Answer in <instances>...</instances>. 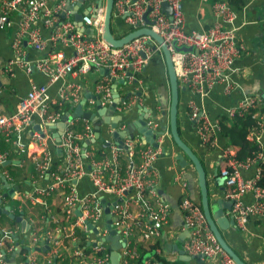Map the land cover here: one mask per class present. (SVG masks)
I'll return each mask as SVG.
<instances>
[{
  "label": "built area",
  "instance_id": "1",
  "mask_svg": "<svg viewBox=\"0 0 264 264\" xmlns=\"http://www.w3.org/2000/svg\"><path fill=\"white\" fill-rule=\"evenodd\" d=\"M79 1L81 0H3L0 3V27L9 24L11 11H18L21 18L10 40L13 56L6 62L4 69L8 74H13L18 68L29 71L21 45L22 37H26L35 50L42 52L45 50L42 30L51 26L54 31L50 39L62 47L39 55L34 59L32 67L45 75L49 83L58 81L75 68L79 72L93 67L107 68V74L96 87L100 94V104L106 107L112 101L109 88L111 78H122L128 70L133 75L137 74L147 61L150 42L148 36L141 35L120 47L106 43L100 36L103 0L100 5L90 7L82 14V29H78L76 22L67 16V7L75 6ZM162 1L169 4L170 16L162 11ZM145 11L148 24L143 19ZM212 12L218 19L214 23L205 29L187 30L184 26L182 0H114L113 5V15H121L131 30L149 26L162 36L168 45L179 83L191 94L200 97L217 88L225 95L236 90L239 84L234 76L235 63L246 47L238 39L236 27L233 26L235 8L227 0H216L212 4ZM86 26L93 30V34L83 31ZM186 46H190L191 50L180 49ZM47 85L48 83L31 82L15 110L0 113V135L5 142L15 146L24 164H31L33 179L40 182L34 185L33 193L40 197L51 194L61 196L60 215L51 216L56 225L55 231L60 236L55 243L61 239L76 243L81 233L93 235L95 239L89 240L91 248L96 253L104 252V260L107 254L98 235L108 232L103 223L104 209L110 207L111 227L124 239L122 257L137 258L141 264H159L156 253L154 257H141L136 246L142 240L159 238L172 213L170 204L161 198L155 185L157 176L154 162L166 150V131L162 130L158 116L151 115L146 120L156 146L147 143L143 135L138 133L124 136L118 142L113 138L114 127L110 129L112 136L109 138L105 137L98 142L95 139L86 145L84 140L94 134L92 125L88 119L83 118V128L80 130L77 118L69 114L59 140H56L62 148V158L56 161L48 150L47 136H52L44 125L61 119L64 114L62 105L65 102L71 101L75 105L80 97L81 86L61 85L56 99H52L47 94ZM261 102L258 94H242L234 103L225 107L221 114L228 118L249 114L254 119L247 129V139L255 143L258 149L239 158L234 146L227 141L221 143L217 137L221 115L211 118L201 104L192 98L187 100L186 114L195 123V131L201 144L207 149H220L222 163L219 174L224 177L227 196L231 201L229 212L235 225L241 230L246 229L250 217L264 214V183L259 182L261 165L264 164V150L260 144V135L264 129ZM130 106L131 101L122 100L115 105V109L123 118L122 115ZM36 116L44 125L40 123L39 127L33 129L32 120ZM125 124L123 121L121 127ZM27 127L31 129L30 140L35 143L32 150H27L26 145L21 142L20 133ZM7 155L8 151H0V163L5 161ZM251 166L255 167L254 174L244 176V170ZM1 174L3 179L0 184L6 185L11 176L6 171ZM83 178L88 179L90 191L80 190L79 181ZM181 184L186 186L183 180ZM247 191L254 195V202H244L243 195ZM178 206L188 230L182 249L194 258L187 264H207L213 259L218 264H237L217 242L198 200L184 195L179 199ZM89 223L91 227L88 226ZM92 227H97L94 234ZM53 246L48 251L50 256L55 252ZM31 252L33 251L27 252L28 262L36 264ZM75 253L85 255L80 247ZM101 260L102 257L99 256L97 261ZM0 264H5L1 252Z\"/></svg>",
  "mask_w": 264,
  "mask_h": 264
},
{
  "label": "crops",
  "instance_id": "2",
  "mask_svg": "<svg viewBox=\"0 0 264 264\" xmlns=\"http://www.w3.org/2000/svg\"><path fill=\"white\" fill-rule=\"evenodd\" d=\"M2 1L3 0H0V3ZM182 1L184 26L187 30L205 29L218 20L212 12V4L216 0ZM79 2L81 5L73 10H68L67 16L69 19L76 22L78 29H82L80 21L76 20L74 15L76 13L85 14L90 7H95L97 5V0H81ZM230 4L236 10V18L233 22V26L236 27L237 37L239 40L243 41L246 46L245 51L235 63L236 71L234 76L239 86L228 95L223 94L220 89L217 88L208 95L200 97L191 94L188 89L178 81L179 86L182 88L179 90L177 125L182 139L197 154L205 168L211 208H219L228 220L227 227L221 230L224 238L235 252L249 264H264V214L260 217H250L245 230H241L235 225V221L229 212L230 199L227 196V187L222 179L221 181L218 179V176H220L219 167L222 163L220 149H207L201 144L200 138L195 131V123L190 120L186 114L187 100L189 98L201 104L211 118H216L223 113L225 107L234 103L242 94H258L262 99L261 107L264 111V0H245L244 4L240 6L232 3ZM20 20L19 12L11 11L9 14V24L0 27V113H10L14 111L19 99L28 91L31 82L48 83L47 94L52 99H56L61 85L66 84L71 86L79 84V86H81L79 100L75 102V105L71 101L65 102L62 105L63 113L69 112L70 114L74 107L80 103L84 111H98L94 96H100V94L97 92L96 87L106 75L100 74V67H93L84 72H79L75 68L70 74L62 76L58 81L51 83H49L45 75L32 67L34 59L39 55L62 47L59 43H54L50 39L51 33L54 31V28L51 26L44 27L42 30L45 41V50L42 52L35 50L32 45L28 43L26 37H22L21 45L25 51V60L29 64V71L19 68L16 72L14 71L13 74H8L5 71L6 62L13 56L10 40ZM112 25L115 30H113ZM111 29L113 33L115 31L117 35H122L131 30L129 25L124 22L121 15H113ZM66 51L69 53L68 49ZM124 76L122 78H124ZM133 77L137 78L136 82L133 81ZM113 87V83L110 81L109 88L111 95L113 96L116 91V93L119 94V98L131 91L130 96L125 99L126 101H131V106L129 110L122 115L123 118L118 114L116 109L109 113L110 119H113L115 122V131H124L127 124L133 122V133L142 135L140 131L142 129L141 125L137 121L144 116L146 122L147 117L151 115H157L160 125L164 126V130L166 131V137L164 139L166 148L165 154H161L154 162L157 176L155 185L157 189L163 191L167 196L176 199L177 202L184 195L199 201V190L193 165L188 162L186 166L182 167L178 164L177 160L174 159V155L178 153V150L171 139L169 131L168 110L170 104V85L161 49L157 46L156 49L153 50L152 43H150L147 61L143 68L137 74L130 76L126 83L123 84L119 82L115 88ZM138 91L141 92L140 95L136 93ZM91 100H93V102H91ZM118 101L120 102V100ZM108 105H106V107ZM100 111H102V109ZM105 114L104 111L101 112L100 117L103 118ZM76 118L78 120V129L82 130L84 123L83 118L77 116ZM58 121L59 120L44 125L41 119L36 116L32 120L31 125L33 129H36L37 125L40 123L46 126L48 133L53 137L47 136V147L48 150L51 151L52 158L56 161L62 158V148L58 145L55 137V132L58 130L56 126ZM88 121L94 129L93 122L91 120ZM123 121H125L126 124L124 127H121ZM111 128H113V126L110 123L103 121L100 127L99 138L95 139L100 141L105 137L109 138L112 136L110 132ZM20 135L21 142L26 145L27 150H29V148L32 150L35 143L33 144L30 140L31 129L29 127L25 128ZM94 135L95 130L93 137ZM217 137L221 143L225 142V139H223L220 134H218ZM260 144L264 150V129L260 135ZM0 151H8L5 160H11L7 164L0 163V182L3 179L1 174L2 171L8 172L11 176V180L8 181L6 185L0 184V194L14 187L13 196L7 195L6 197H2L1 206L9 205L10 212L14 214V216H21L26 222V224L23 225L25 230L22 231L19 221H16L7 214L0 215V252L3 253L5 264H24L25 260L28 258V251L22 248L19 252H16L15 249L19 245L21 247L25 245L30 247L42 246V241L45 239L49 241V248L47 250L44 252L41 250H34L31 252V257H34L36 264H88L90 262H93L92 264H112L110 255L114 249L112 248L113 246L118 247L117 251L120 255L119 264H141L137 258H123L121 251L122 241L119 238H113V240L106 239L108 232L105 234L101 232V234L98 235L100 241H102L105 253L107 254L104 260V252L96 253L93 252L91 248L89 240L92 241L95 239L93 235H84L81 233L80 239L76 243L73 240L68 242L62 239L58 243H55V240L58 241L60 236L55 231L56 225L54 224L55 222L51 220V216L60 215L61 196L59 194H51L49 196L40 197L38 194L33 193L34 185L40 183L38 180L35 181L33 179L32 175L34 171H31L29 163H23L21 155L18 153L15 146L10 142H5L1 135ZM167 152H169V154H167ZM214 171H216V175ZM254 172L255 167L251 166L244 170L243 174L248 177L252 176ZM181 180L186 182L185 187L181 184ZM79 188L82 192L90 191L91 186L87 178H83L79 181ZM163 197L164 196H161V198ZM243 200L246 203H252L255 201V197L251 191H247L243 195ZM217 201H219V205ZM232 220L233 222L231 223L230 221ZM103 223L106 227L105 215ZM27 225H29V227ZM46 232H49V234L47 235ZM94 233L93 231V234ZM187 235V228H185L183 223L181 224L179 218L175 217L172 209L170 220L165 226L162 235L155 240L151 239L137 242V252L141 257H154L156 253L157 257L162 258L168 263L187 264L194 259L186 252L182 253V242ZM52 246L55 252L50 256L48 251ZM79 247L82 248V252L84 251L85 255L81 256L75 253V250ZM99 256L102 257L100 262L97 261ZM28 264L31 263L28 262ZM159 264H161V262H159ZM207 264H218V262L213 259L208 261Z\"/></svg>",
  "mask_w": 264,
  "mask_h": 264
},
{
  "label": "water",
  "instance_id": "3",
  "mask_svg": "<svg viewBox=\"0 0 264 264\" xmlns=\"http://www.w3.org/2000/svg\"><path fill=\"white\" fill-rule=\"evenodd\" d=\"M101 0H97V4L100 5ZM81 5L80 2H78L75 6H68L67 9L68 10H73L75 8H78ZM113 5H114V0H104V14H103V20H102V27H101V33L100 36L101 38L108 43L109 45L113 46V47H120L126 43H128L129 41H131L132 39L141 36V35H146L148 36L149 42L152 43V49H156V47L158 46L161 49V52L163 54L164 57V61L166 64V69H167V74H168V78H169V85H170V104H169V110H168V116H169V131H170V136L172 141L174 142V144L177 147L178 153H176L174 155V159L177 160L178 164L180 166H186L188 162H190L195 170L196 173V180H197V185H198V190H199V201H200V206L203 212V215L205 217V220L210 228V230L212 231L213 235L215 236L217 242L219 243V245L224 249V251L237 263V264H249L248 262H246L245 260H243L236 252L235 250L229 245V243L226 241V239L224 238L221 230L226 228L228 225V220L225 217V215H223L222 211L217 208V209H212L211 205H210V201H209V189H208V185H207V176H206V171L205 168L201 162V160L199 159V157L197 156V154L192 150V148L182 139L179 129H178V125H177V112H178V101H179V90L180 87L178 84V79L175 73V69L173 66V62L170 56V51L168 48V45L166 43V41L162 38V36H160L157 32H155L152 28H150L149 26H141V27H137L135 29H132L122 35H115L111 29V20L113 17ZM161 8L162 11L167 15L170 16L171 13V9L169 4L166 1H162L161 4ZM148 11V10H147ZM147 11L144 12L143 14V19L145 20V22L148 24L149 20L147 18ZM75 19L76 20H81L82 17V13H76L75 15ZM85 33L88 34H93V30L86 26L85 28ZM181 50H191L190 46H186V47H181ZM144 56V53H143ZM100 74H107V68L105 67H100ZM130 76H133L132 72L130 70H128L124 76V78H111V81L113 83V88L116 87V85L120 82V83H126ZM133 81L136 82L137 78L133 77ZM138 95L141 94V92H136ZM131 94V91L127 92L125 94V96L120 97L119 98V94L116 93L113 94V99L111 101V103L107 106V107H103L100 104V100H99V95H95V104H96V108L98 111L96 112H92V111H84L82 109V105L77 104L73 111L70 113V115L72 117H82V118H86L88 120H91L93 122L94 125V130H95V135L94 137L91 138H87L84 140V144H90L91 142H93L95 140V138H98L99 136V132H100V127L102 122H108L110 123L113 127L115 126V122L113 119H110L109 117V113L111 111H114L115 109V105L119 102L118 100L122 101L127 99ZM102 109V111H100ZM106 113L103 118L100 117L101 112ZM69 115V112H65V114L62 115L61 119L57 122V131L55 132V137L56 140H59V135L61 133V131L64 129L65 126V120L67 119V116ZM100 117V118H99ZM140 125H141V133L145 139V141L147 143H152L153 146H156L157 143L153 142L154 136L152 134V131L150 129H148L146 127V122H145V117L142 116V118L140 120L137 121ZM136 123V122H135ZM133 126L134 123L133 122H129L127 124V127L124 131H114L113 132V138L115 140H117L118 142H121V137L124 135H131L133 134ZM37 127H39L37 125ZM162 130H164V126H161ZM165 154V152L163 153ZM167 154H169V152H167ZM11 160H5L2 162V164H7L9 163ZM214 174L216 175V171H214ZM218 179H220L219 181H221V179L224 181V177L223 176H218ZM159 194L161 196H164L163 199L165 201H167L171 208L173 209V213L175 215L176 218H179L181 220V224L183 223V219H182V215H181V211L180 208L178 206V202L176 199L171 198L169 196H167V194H164L163 191L158 190ZM14 194V187L9 188L5 193L0 194V215L1 214H7L9 215L11 218H14L16 221H19L21 223V227H22V231L25 230V228H23V225L26 224L25 220H23V218L21 216H14V214H12L10 212V206L9 205H5V206H1V200L2 197H6L7 195H12ZM13 196V195H12ZM104 201V199H103ZM115 202H113L114 204ZM218 205H219V201H217ZM230 206H231V201H230ZM110 207H105L104 209V214H105V222H106V227L108 229V235L106 239H111L113 240V238H119L122 242H124V239H121V237L119 236V234L116 232L115 229H113L110 225L111 221H112V217L111 214L109 213ZM76 212L78 213V210H76ZM231 223L233 222L230 221ZM184 225V223H183ZM29 227V225H27ZM89 227H91V224H88ZM94 232H97V227H92ZM27 230V229H26ZM25 249L26 251H34V250H41V251H45L49 248V241L48 239H45L42 241V246H18L15 251L19 252L21 249ZM112 248H114L111 252L110 255V261L112 262V264H119V258L120 255L118 253V247L113 246ZM182 253H184V251H182ZM24 264H28V259L25 260Z\"/></svg>",
  "mask_w": 264,
  "mask_h": 264
},
{
  "label": "trees",
  "instance_id": "4",
  "mask_svg": "<svg viewBox=\"0 0 264 264\" xmlns=\"http://www.w3.org/2000/svg\"><path fill=\"white\" fill-rule=\"evenodd\" d=\"M228 1L232 4H237V6H240L245 2V0ZM253 122L254 119L249 114L243 116H234L233 118H228L225 115H221L219 118L220 130L218 133L223 137V139H225V141L229 142L236 148L239 158H244L258 149L255 143L247 139V129ZM97 141L98 140L96 139V142ZM96 154L98 155V152H96ZM29 166L31 167V171H33L31 164H29ZM261 173L262 175L259 182L263 184L264 164L261 165ZM157 260L161 262V264H171L160 257H157Z\"/></svg>",
  "mask_w": 264,
  "mask_h": 264
},
{
  "label": "rangeland",
  "instance_id": "5",
  "mask_svg": "<svg viewBox=\"0 0 264 264\" xmlns=\"http://www.w3.org/2000/svg\"><path fill=\"white\" fill-rule=\"evenodd\" d=\"M112 28H113V25H112ZM113 30H115L114 28H113ZM114 33H115V35H117V33L114 31ZM117 36H119V35H117Z\"/></svg>",
  "mask_w": 264,
  "mask_h": 264
}]
</instances>
